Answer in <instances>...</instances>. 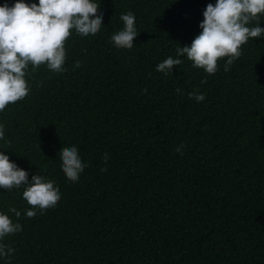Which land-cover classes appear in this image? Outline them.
<instances>
[{
    "label": "trees",
    "instance_id": "16d2710c",
    "mask_svg": "<svg viewBox=\"0 0 264 264\" xmlns=\"http://www.w3.org/2000/svg\"><path fill=\"white\" fill-rule=\"evenodd\" d=\"M92 2L101 28L71 30L66 71L29 64L28 95L0 111V152L61 194L28 218L24 187L0 188V214L22 226L0 239L15 250L0 264H264V35L241 45L227 72L223 57L208 74L176 49L191 46L216 0ZM129 11L130 50L111 40ZM258 16L247 26L264 28ZM169 56L183 63L157 72ZM73 145L88 165L76 182L59 158Z\"/></svg>",
    "mask_w": 264,
    "mask_h": 264
},
{
    "label": "clouds",
    "instance_id": "9594fccd",
    "mask_svg": "<svg viewBox=\"0 0 264 264\" xmlns=\"http://www.w3.org/2000/svg\"><path fill=\"white\" fill-rule=\"evenodd\" d=\"M99 7L92 0H39L38 4L30 5L16 0L11 7L7 4L0 6V111L28 95L30 88L25 70L29 64L33 72L43 64L57 73L66 71L63 67L65 41L72 29L84 37L98 33L103 20V13H97ZM261 13H264V0H216L215 5L209 3L199 25L202 31L195 36L191 46L176 49L177 57L186 55L192 67L204 69L208 74H215L218 60L228 57L224 65L227 72L241 55V45L246 44L250 37L264 35V28L259 27V23L247 26L250 21H258ZM119 19L124 26L112 35L111 40L116 47L130 50L138 35L135 15L129 11ZM182 63L181 59L169 56L156 65V71L168 75L174 66ZM76 66H80L79 61ZM176 91L182 90L177 88ZM188 95L197 102L205 99L202 93ZM0 139H4L3 125H0ZM182 149L183 145H180L175 151L183 154ZM59 158L63 173L72 182L78 181L88 166L82 162L75 145L61 148ZM104 160H108L107 153ZM54 184V181L37 174L29 182L28 173L0 152V188L10 191L14 187H24L23 198L31 206L26 210L28 218L35 217L37 211L42 215L44 210L56 206L61 194ZM9 211L17 218L21 215L15 207ZM21 229L18 222L14 223L8 215L0 214V239ZM14 251L11 246L0 244V256H9Z\"/></svg>",
    "mask_w": 264,
    "mask_h": 264
}]
</instances>
